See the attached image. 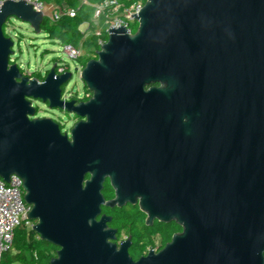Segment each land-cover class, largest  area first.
<instances>
[{
  "label": "water",
  "instance_id": "1",
  "mask_svg": "<svg viewBox=\"0 0 264 264\" xmlns=\"http://www.w3.org/2000/svg\"><path fill=\"white\" fill-rule=\"evenodd\" d=\"M32 6L0 9V177L22 178L51 264H264V0H145L76 69L86 101L62 99L58 63L42 82L11 63L4 25L41 32ZM37 101L80 120L64 133ZM127 204L182 231L135 260L102 214Z\"/></svg>",
  "mask_w": 264,
  "mask_h": 264
},
{
  "label": "trees",
  "instance_id": "2",
  "mask_svg": "<svg viewBox=\"0 0 264 264\" xmlns=\"http://www.w3.org/2000/svg\"><path fill=\"white\" fill-rule=\"evenodd\" d=\"M58 7H68L77 10L76 17H69L64 14L60 19L52 21L45 18L41 31L48 34L51 40L60 41L64 46L71 45L83 50V55L78 59L81 66L94 58H97V51L100 45L93 31L88 36L80 30V26L91 21L93 8L84 3V0H53ZM97 2L98 0H88ZM145 1V0H144ZM8 21L4 25V33H7ZM138 24L131 27L133 33L137 31ZM108 39L107 35L104 37ZM11 63H15L11 61ZM24 71V70H23ZM48 71L44 74L40 70L33 71L31 78L44 80ZM87 93H91L86 89ZM92 94L83 100H88ZM74 98L77 99L75 96ZM39 107H37V110ZM78 120L80 118L77 117ZM61 129L63 126L60 124ZM108 200L114 196V191L107 183L103 191ZM115 212H110L113 216L111 227L118 230V238L123 239L131 236L133 239L130 248L131 256L137 260L147 254L151 249H162L172 238L173 234L182 231V227L176 222L162 223L155 221L153 226L146 224V214L138 206L130 205L127 208L116 207ZM58 248L45 240L31 228L27 227V221L19 226L15 232L12 246L4 253L0 264H51L52 258L57 255Z\"/></svg>",
  "mask_w": 264,
  "mask_h": 264
},
{
  "label": "built area",
  "instance_id": "3",
  "mask_svg": "<svg viewBox=\"0 0 264 264\" xmlns=\"http://www.w3.org/2000/svg\"><path fill=\"white\" fill-rule=\"evenodd\" d=\"M0 0V9L3 2ZM20 1V0H13ZM28 4H33V9L40 11L52 21L60 19L64 14L69 17H76L77 10L68 7H58L53 0H25ZM88 6L93 8V15L91 21L85 22L80 26V30L88 36L91 31L97 37V43L100 45L106 43L104 37H109L110 27L118 28V26H125L131 29L132 21L135 18L132 14H139L144 7V0H98L97 2H90L84 0ZM85 26V28H83ZM99 48V49H100ZM98 49V50H99ZM65 51L73 59H79L83 55V50L75 48L71 45H65ZM83 66H77L81 70ZM70 69L65 64H58L57 73L63 74L69 72ZM71 72V71H70ZM25 75L30 76V73L24 71ZM41 82L43 80H40ZM74 96V93H66L63 90L62 99L68 101ZM90 96L84 92L83 97L77 96L78 100H83ZM31 206L24 199L23 180L18 175H12L10 181L0 177V261L4 253L12 246L14 242L15 232L26 220L27 213ZM27 224L32 228L33 222L27 221Z\"/></svg>",
  "mask_w": 264,
  "mask_h": 264
},
{
  "label": "rangeland",
  "instance_id": "4",
  "mask_svg": "<svg viewBox=\"0 0 264 264\" xmlns=\"http://www.w3.org/2000/svg\"><path fill=\"white\" fill-rule=\"evenodd\" d=\"M7 33L14 41L11 61L18 65L28 73L40 70L44 74L49 71L54 63L65 64L69 67L73 76L64 86L63 90L66 93H74V96L83 97L86 91V86L80 78V73L77 66L81 65L78 59L71 58L65 51V46L57 40H51L48 34L44 31L35 32L31 25L22 20L11 17L8 19ZM137 25L132 21L131 27ZM85 28V26H83ZM39 109L36 112V117H50L61 123L63 129L68 131L78 122L75 115L67 113L60 109H49V106L42 101H37ZM27 227L30 225L27 224Z\"/></svg>",
  "mask_w": 264,
  "mask_h": 264
},
{
  "label": "flooded vegetation",
  "instance_id": "5",
  "mask_svg": "<svg viewBox=\"0 0 264 264\" xmlns=\"http://www.w3.org/2000/svg\"><path fill=\"white\" fill-rule=\"evenodd\" d=\"M85 93H87V91H85ZM63 94V93H62ZM87 94H90L91 95V93H87ZM75 96H73L72 98H70L69 100H72V99H76V98H74ZM77 101H81V100H78V99H76ZM36 103V105H37V107H39L38 106V104H37V102H35ZM48 105V104H47ZM63 111V110H62ZM75 117H76V119H77V117L78 116H76L75 115ZM79 118V117H78ZM78 120V119H77ZM79 121V120H78ZM59 123V122H58ZM59 124H61V123H59ZM70 130H71V128L68 130V131H66L65 129H63L62 128V132H64V133H69L70 132ZM107 183L111 186V188H112V190L114 191V196L112 197V198H110V199H113L114 197H115V190H114V188L112 187V185H111V181H110V179H107L106 180V182H105V184H104V189H105V186L107 185ZM104 191V190H103ZM110 199H108V200H110ZM130 205H132V204H127L126 206H124V207H121V208H127V207H129ZM134 206H138L139 207V205H134ZM116 207H114V208H109V207H105V206H103L102 207V214H105V215H107V216H111L112 217V220L108 223L109 224V226H110V224L113 222V216L110 214V212H115V209ZM119 208V207H118ZM155 223V222H154ZM111 227V226H110ZM112 228H115V227H112ZM130 237V236H129ZM126 238H128V237H125V238H123V239H126ZM120 240H122V239H120Z\"/></svg>",
  "mask_w": 264,
  "mask_h": 264
}]
</instances>
